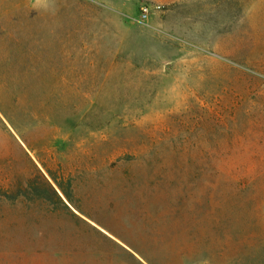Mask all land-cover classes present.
Here are the masks:
<instances>
[{
    "label": "rangeland",
    "instance_id": "rangeland-1",
    "mask_svg": "<svg viewBox=\"0 0 264 264\" xmlns=\"http://www.w3.org/2000/svg\"><path fill=\"white\" fill-rule=\"evenodd\" d=\"M0 264H264V0H0Z\"/></svg>",
    "mask_w": 264,
    "mask_h": 264
},
{
    "label": "trees",
    "instance_id": "trees-1",
    "mask_svg": "<svg viewBox=\"0 0 264 264\" xmlns=\"http://www.w3.org/2000/svg\"><path fill=\"white\" fill-rule=\"evenodd\" d=\"M55 182H56L57 185L60 187L62 193L64 194V196L66 197V199L68 200V202H69V203H72V197H71V195H70L67 191H65V190L63 189V187L57 182V179H55ZM54 194L56 195V197H57L60 201H62L61 197L58 195V193H57L55 190H54ZM62 202H63V201H62ZM67 208H68V207H67Z\"/></svg>",
    "mask_w": 264,
    "mask_h": 264
}]
</instances>
